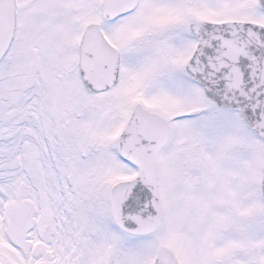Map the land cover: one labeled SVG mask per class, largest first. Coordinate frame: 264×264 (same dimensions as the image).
Instances as JSON below:
<instances>
[{"label":"snow or ice","instance_id":"obj_1","mask_svg":"<svg viewBox=\"0 0 264 264\" xmlns=\"http://www.w3.org/2000/svg\"><path fill=\"white\" fill-rule=\"evenodd\" d=\"M0 264H264V0H0Z\"/></svg>","mask_w":264,"mask_h":264}]
</instances>
